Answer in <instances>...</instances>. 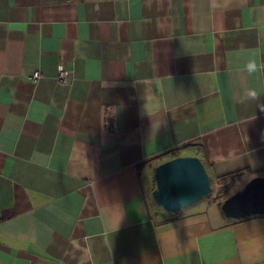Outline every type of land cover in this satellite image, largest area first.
Wrapping results in <instances>:
<instances>
[{
	"label": "crops",
	"instance_id": "obj_1",
	"mask_svg": "<svg viewBox=\"0 0 264 264\" xmlns=\"http://www.w3.org/2000/svg\"><path fill=\"white\" fill-rule=\"evenodd\" d=\"M179 155L220 197L168 213ZM257 176L264 0H0V264H264L221 209Z\"/></svg>",
	"mask_w": 264,
	"mask_h": 264
},
{
	"label": "water",
	"instance_id": "obj_2",
	"mask_svg": "<svg viewBox=\"0 0 264 264\" xmlns=\"http://www.w3.org/2000/svg\"><path fill=\"white\" fill-rule=\"evenodd\" d=\"M110 125H112L111 120ZM154 202L168 213H175L203 199L212 191L207 169L197 156L179 155L155 168ZM228 189H224L225 194ZM221 209L228 219L264 214V177L252 178L243 188L229 195Z\"/></svg>",
	"mask_w": 264,
	"mask_h": 264
},
{
	"label": "built area",
	"instance_id": "obj_3",
	"mask_svg": "<svg viewBox=\"0 0 264 264\" xmlns=\"http://www.w3.org/2000/svg\"><path fill=\"white\" fill-rule=\"evenodd\" d=\"M40 77V71H35L32 75V79L35 81ZM58 80L62 83H68L71 80L70 71L64 67L59 68Z\"/></svg>",
	"mask_w": 264,
	"mask_h": 264
},
{
	"label": "rangeland",
	"instance_id": "obj_4",
	"mask_svg": "<svg viewBox=\"0 0 264 264\" xmlns=\"http://www.w3.org/2000/svg\"><path fill=\"white\" fill-rule=\"evenodd\" d=\"M154 186H155V182H154ZM229 186V185H228ZM227 186V187H228ZM230 187H232V184H231V186ZM218 188H220V187H216V185H215V182L213 183V185H212V191H211V193L209 194V195H207L206 197H204L201 201H207V200H212V199H214V198H218V197H220L219 195H217V193H218ZM235 191V187H232V189L231 188H228V193H233ZM226 192V193H227ZM236 192V191H235ZM227 193V194H228ZM198 202H200V200L199 201H197V202H195V203H198ZM194 203V204H195ZM193 205V204H192Z\"/></svg>",
	"mask_w": 264,
	"mask_h": 264
},
{
	"label": "trees",
	"instance_id": "obj_5",
	"mask_svg": "<svg viewBox=\"0 0 264 264\" xmlns=\"http://www.w3.org/2000/svg\"><path fill=\"white\" fill-rule=\"evenodd\" d=\"M176 157V156H175ZM211 180V179H210ZM211 184H212V182H211Z\"/></svg>",
	"mask_w": 264,
	"mask_h": 264
}]
</instances>
